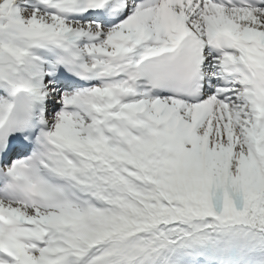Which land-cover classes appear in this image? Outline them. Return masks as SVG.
<instances>
[{"label": "snow or ice", "instance_id": "obj_1", "mask_svg": "<svg viewBox=\"0 0 264 264\" xmlns=\"http://www.w3.org/2000/svg\"><path fill=\"white\" fill-rule=\"evenodd\" d=\"M0 264H264V0H0Z\"/></svg>", "mask_w": 264, "mask_h": 264}]
</instances>
